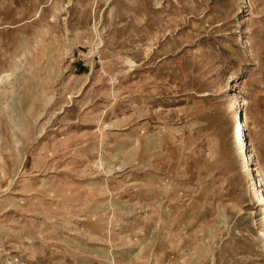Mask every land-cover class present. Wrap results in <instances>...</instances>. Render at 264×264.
Here are the masks:
<instances>
[{"label":"rangeland","instance_id":"obj_1","mask_svg":"<svg viewBox=\"0 0 264 264\" xmlns=\"http://www.w3.org/2000/svg\"><path fill=\"white\" fill-rule=\"evenodd\" d=\"M0 264H264V0H0Z\"/></svg>","mask_w":264,"mask_h":264},{"label":"bare ground","instance_id":"obj_2","mask_svg":"<svg viewBox=\"0 0 264 264\" xmlns=\"http://www.w3.org/2000/svg\"><path fill=\"white\" fill-rule=\"evenodd\" d=\"M239 110H240V106L235 107L234 110V115L236 120H239ZM239 125L242 126V133L237 137V143L239 145V152H238V157L240 159V161L244 162H248V146H249V139L250 137V133L249 130L247 128L246 124H241V122L239 123ZM241 128V127H240ZM240 130V129H239ZM254 178V173L252 170L249 171V173L247 174V179L252 180ZM262 179L258 180V187L252 191V195L255 197L254 199L257 198L258 201H263L262 200Z\"/></svg>","mask_w":264,"mask_h":264}]
</instances>
